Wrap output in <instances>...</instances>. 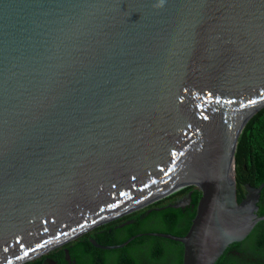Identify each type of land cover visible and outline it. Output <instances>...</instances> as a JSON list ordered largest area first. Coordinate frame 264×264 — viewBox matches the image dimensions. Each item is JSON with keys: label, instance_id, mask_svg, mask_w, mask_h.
<instances>
[{"label": "water", "instance_id": "obj_1", "mask_svg": "<svg viewBox=\"0 0 264 264\" xmlns=\"http://www.w3.org/2000/svg\"><path fill=\"white\" fill-rule=\"evenodd\" d=\"M263 107L264 0H0V264L189 186L187 233L147 235L215 264L264 221L233 172Z\"/></svg>", "mask_w": 264, "mask_h": 264}, {"label": "flooded vegetation", "instance_id": "obj_2", "mask_svg": "<svg viewBox=\"0 0 264 264\" xmlns=\"http://www.w3.org/2000/svg\"><path fill=\"white\" fill-rule=\"evenodd\" d=\"M188 193L172 202L157 204L156 202L161 200L159 199L118 214L22 264H177L175 247L168 242L153 240V236L147 234L163 233L169 212L175 213L174 209L188 205L177 207L187 200ZM257 204V212L264 216L262 191ZM180 219L177 220V226ZM153 229L159 232H151ZM258 232L261 241L260 243L256 241L257 250L264 257V224L258 228ZM248 236L241 242H244ZM247 241L249 242V238ZM125 242L127 243L124 244ZM122 244H124L122 247L111 248ZM241 247V252H237L238 256L243 255L241 257L249 259L254 257L252 254L247 255L250 249L247 250L246 245ZM244 250L246 253L243 252Z\"/></svg>", "mask_w": 264, "mask_h": 264}, {"label": "trees", "instance_id": "obj_3", "mask_svg": "<svg viewBox=\"0 0 264 264\" xmlns=\"http://www.w3.org/2000/svg\"><path fill=\"white\" fill-rule=\"evenodd\" d=\"M233 172L238 202L244 196L246 185L258 187L264 181V107L250 118L240 133ZM190 191V203L184 208L174 209L173 211L177 214L169 212L168 222L164 226L163 234L181 237L187 233L195 215L196 205L201 194L197 189L189 186L156 202L157 204L172 202V200L186 195ZM262 192L264 194V188ZM257 213L258 216H261L260 212ZM179 218L181 219L179 226H177V220ZM262 224H264V221L258 222L253 228L248 236L249 242L247 238L244 242L231 245L215 264H264V257L258 253L259 251L256 245V241L259 243L261 241L258 228ZM151 232H159V230L153 229ZM152 239L168 242L174 246L177 264H182L183 246L180 243L157 237H153ZM242 245H246L247 250L250 249L247 255L252 254L254 256L252 259L241 257L243 255L238 256L237 252H241ZM243 252L246 253L245 250Z\"/></svg>", "mask_w": 264, "mask_h": 264}]
</instances>
